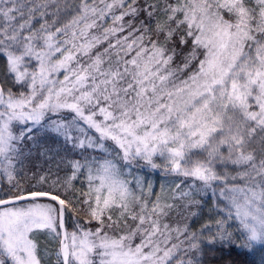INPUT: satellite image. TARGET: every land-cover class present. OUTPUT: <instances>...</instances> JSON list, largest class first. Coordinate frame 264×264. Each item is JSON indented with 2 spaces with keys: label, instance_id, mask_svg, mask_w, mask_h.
Listing matches in <instances>:
<instances>
[{
  "label": "snow or ice",
  "instance_id": "1",
  "mask_svg": "<svg viewBox=\"0 0 264 264\" xmlns=\"http://www.w3.org/2000/svg\"><path fill=\"white\" fill-rule=\"evenodd\" d=\"M41 235L55 264L264 253V0H0V264Z\"/></svg>",
  "mask_w": 264,
  "mask_h": 264
},
{
  "label": "trees",
  "instance_id": "2",
  "mask_svg": "<svg viewBox=\"0 0 264 264\" xmlns=\"http://www.w3.org/2000/svg\"><path fill=\"white\" fill-rule=\"evenodd\" d=\"M145 172L151 173L150 178L154 180L155 183H161V179H160V174L153 172V170L151 169H145ZM143 174V173H141ZM76 186L79 188L81 187L80 183L77 182ZM86 187V185H85ZM198 226V225H197ZM221 254L217 253L215 254L216 259L212 261V264H219V256ZM264 255V253H257L255 256L253 257H246L244 255L238 254V250L236 249H232L231 253L229 255V253L227 251H225L223 253L224 259L228 260V259H236V260H240L243 262V264H260V260H261V256Z\"/></svg>",
  "mask_w": 264,
  "mask_h": 264
},
{
  "label": "rangeland",
  "instance_id": "3",
  "mask_svg": "<svg viewBox=\"0 0 264 264\" xmlns=\"http://www.w3.org/2000/svg\"><path fill=\"white\" fill-rule=\"evenodd\" d=\"M156 191L159 192V183H156ZM39 239L42 264H55V244L46 235H41Z\"/></svg>",
  "mask_w": 264,
  "mask_h": 264
}]
</instances>
